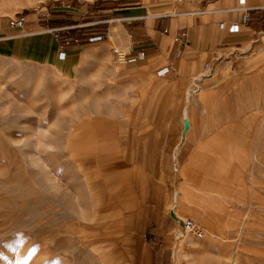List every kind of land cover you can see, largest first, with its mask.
<instances>
[{
  "label": "rangeland",
  "instance_id": "1",
  "mask_svg": "<svg viewBox=\"0 0 264 264\" xmlns=\"http://www.w3.org/2000/svg\"><path fill=\"white\" fill-rule=\"evenodd\" d=\"M119 1L94 0L88 10L94 16L86 19L75 21L71 15L50 12L47 20L59 28L75 27L61 34L89 44L86 35L107 28L90 24L107 20L105 11ZM87 2L0 0V28L9 27L19 14H41ZM59 15L65 17L54 19ZM261 29L250 51L236 50L227 67L216 70L218 95L212 98V111L196 114L207 122L200 149L212 157L206 162L210 167L200 196L214 206L204 209L202 221L189 218L205 232L198 241L204 245L202 257L179 259L177 264H264V23ZM110 35L111 41L80 48L74 76L77 58L67 53L66 60L60 61L62 51H50L48 66L0 56V218L16 222L21 214V198L16 194L26 189L27 175L42 173L43 181L41 240L35 242L31 231L25 230V236L30 233L26 249L7 248L11 264H127L120 249L123 226L116 202L100 174L117 169V159L97 162L103 153L116 152L113 145L98 143L117 136L115 128L103 127L116 125L115 110L121 100L112 52L123 39L113 31ZM222 36L219 29L217 38ZM15 49L17 56L21 46ZM239 72L243 74L237 76ZM235 77V81L227 79ZM191 100L198 103L196 95ZM183 156L181 150L179 162ZM187 218L177 215L176 236L181 232L179 221ZM0 227L5 230L1 222ZM17 236L14 232L15 242Z\"/></svg>",
  "mask_w": 264,
  "mask_h": 264
},
{
  "label": "crops",
  "instance_id": "2",
  "mask_svg": "<svg viewBox=\"0 0 264 264\" xmlns=\"http://www.w3.org/2000/svg\"><path fill=\"white\" fill-rule=\"evenodd\" d=\"M87 1L76 7L68 5L27 15L22 29L0 28V56L48 66L50 51H64L77 58L74 76L80 64V48L89 44L72 39L65 43L63 35L53 31L59 26L47 19L50 12L71 15L75 21L94 16L93 10H88L95 2ZM119 2L105 11V18L111 21L110 34L113 31L115 36L121 35L123 42H117V47L128 57L118 60L112 52L121 100L115 110L116 125L103 126L115 128L117 136L97 141L113 145L116 152L103 153L97 162L117 159V169L99 172L109 183L123 226L121 253L127 264L198 261L204 245L175 235L177 215L202 221L204 209L214 206L200 196L203 176L210 167L206 162L212 157L200 149L205 143L207 122L197 119L196 114L212 111V98L218 95L216 70L225 69L236 50L243 54L250 51L263 33L264 0H246L245 5L239 0ZM245 9L250 15L247 23L243 22ZM233 25H238L237 32L229 31ZM17 44L21 49L16 56ZM139 53L144 57L137 59ZM164 68H170L169 72L159 76ZM194 95L197 104L191 100ZM181 150L184 156L179 162Z\"/></svg>",
  "mask_w": 264,
  "mask_h": 264
},
{
  "label": "bare ground",
  "instance_id": "3",
  "mask_svg": "<svg viewBox=\"0 0 264 264\" xmlns=\"http://www.w3.org/2000/svg\"><path fill=\"white\" fill-rule=\"evenodd\" d=\"M66 58H67V53L62 51L59 54V60L65 61ZM40 174L42 173L34 172L32 175L29 176L27 175L29 181L27 182L28 184L26 189L19 192V194H16L18 195L19 198H21V207H20L21 214L16 216V222L12 223L11 219L8 222H5L0 218L1 226L5 227L4 230L5 232L4 231L1 232L0 230V257L2 256L0 258V264L3 263L9 264L8 261H10L11 264V260L7 253L8 247H17L21 251L26 249L25 243L27 242L28 239L27 237L30 236L29 235L30 233L26 234L25 236L24 234L25 230L31 231L32 237L34 238L33 239L31 237V239H33L35 242H40L41 240L42 237L41 235L43 234L42 233L43 226L41 220V212L39 211V209H41V206L43 205L41 198V189H42L43 181L41 179ZM12 191L15 192V189L12 188ZM14 232H18V236L16 237L18 242L14 241L13 238ZM181 234L182 233L180 231L177 232V236L182 237ZM18 256H19L18 258H21L22 254H19Z\"/></svg>",
  "mask_w": 264,
  "mask_h": 264
},
{
  "label": "built area",
  "instance_id": "4",
  "mask_svg": "<svg viewBox=\"0 0 264 264\" xmlns=\"http://www.w3.org/2000/svg\"><path fill=\"white\" fill-rule=\"evenodd\" d=\"M245 3H246V0H239L240 5H245ZM245 12L246 13L244 15L243 22L247 23L250 19V15H249V12L247 9H245ZM26 20H27L26 15L19 14L9 21V28L13 29V30L22 29L26 24ZM99 24L107 25V28L103 32H98V33L86 35V37H88V38H86L87 43L93 44L96 42H100V41H104V40L109 39L111 21L106 20V21H102L99 23H93V24H90V26L99 25ZM71 29H75V27L74 28L73 27L72 28L71 27H63V28L55 29L53 31L55 33H63V32L69 31ZM220 30L221 31L224 30L223 25L220 27ZM238 30H239L238 25H233L229 29L230 32H237ZM62 40L65 41V43H67L66 37L63 36ZM113 54L118 58V60H122V61H125L126 58L128 57V54H126V52L122 51L119 47L113 48ZM143 57H144L143 53H139L137 55V59H140ZM169 69L170 68H164V69L160 70L158 72V75L159 76H165L169 72ZM179 224H180V229H181V233H182L181 234L182 238H191L192 237L198 241L204 239L205 232H204L203 228L194 220L189 219V218L182 219L179 221Z\"/></svg>",
  "mask_w": 264,
  "mask_h": 264
},
{
  "label": "trees",
  "instance_id": "5",
  "mask_svg": "<svg viewBox=\"0 0 264 264\" xmlns=\"http://www.w3.org/2000/svg\"><path fill=\"white\" fill-rule=\"evenodd\" d=\"M66 39H67V41H69L71 38L69 39V37H68V36H66Z\"/></svg>",
  "mask_w": 264,
  "mask_h": 264
}]
</instances>
